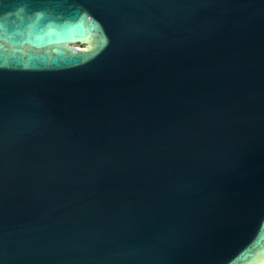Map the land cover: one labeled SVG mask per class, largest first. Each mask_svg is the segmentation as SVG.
Segmentation results:
<instances>
[{"label": "water", "instance_id": "water-1", "mask_svg": "<svg viewBox=\"0 0 264 264\" xmlns=\"http://www.w3.org/2000/svg\"><path fill=\"white\" fill-rule=\"evenodd\" d=\"M262 262L264 0H0V264Z\"/></svg>", "mask_w": 264, "mask_h": 264}, {"label": "rangeland", "instance_id": "rangeland-1", "mask_svg": "<svg viewBox=\"0 0 264 264\" xmlns=\"http://www.w3.org/2000/svg\"><path fill=\"white\" fill-rule=\"evenodd\" d=\"M76 46L82 47V45H80V44H76Z\"/></svg>", "mask_w": 264, "mask_h": 264}, {"label": "snow or ice", "instance_id": "snow-or-ice-1", "mask_svg": "<svg viewBox=\"0 0 264 264\" xmlns=\"http://www.w3.org/2000/svg\"><path fill=\"white\" fill-rule=\"evenodd\" d=\"M262 264H264V262H262Z\"/></svg>", "mask_w": 264, "mask_h": 264}]
</instances>
